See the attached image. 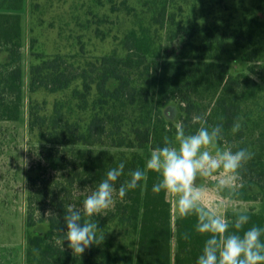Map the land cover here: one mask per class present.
<instances>
[{"label": "trees", "instance_id": "trees-1", "mask_svg": "<svg viewBox=\"0 0 264 264\" xmlns=\"http://www.w3.org/2000/svg\"><path fill=\"white\" fill-rule=\"evenodd\" d=\"M132 1L142 3L148 23L137 19L140 14ZM24 2L0 0V54L8 55L0 60L1 119H18L21 113ZM109 3L114 12L133 18L121 40L123 53L80 58L77 64L61 53L39 55L30 66L32 92L68 94L55 101L51 113L32 112L30 124L38 140L48 145L49 164L67 172L56 181L32 179L26 264H196L208 237L195 231V217L173 222L172 197L151 191L159 178L156 173L149 172L146 186L141 182L123 198L114 192L113 204L103 214L84 217L98 222L97 235L104 234V239L80 256H74L64 240L63 216L73 203L69 197L75 186L88 187L89 195L109 169L124 162V175L115 183L118 189L130 171L144 168L147 158L141 149L163 146L164 137L173 138L178 125L194 133L201 125L223 124L221 144L254 153L241 172L246 181L238 198L258 199L264 189V85L247 72H231L222 54L227 38H236L240 45L244 35L255 45L262 41L264 19L252 16L249 32L234 28L223 34L216 23L203 24L194 9L188 11L181 2ZM200 36L204 38L198 42ZM249 50L243 57L256 60L257 48ZM171 102L180 108L179 123L165 115L164 108ZM195 117L200 121L195 122ZM237 118L243 126L233 134ZM85 199L81 194L74 206L82 214L79 205ZM246 211L251 216L246 228L264 227V210ZM42 222L48 223L44 233L31 229ZM111 229H118L120 241L106 237Z\"/></svg>", "mask_w": 264, "mask_h": 264}, {"label": "rangeland", "instance_id": "rangeland-1", "mask_svg": "<svg viewBox=\"0 0 264 264\" xmlns=\"http://www.w3.org/2000/svg\"><path fill=\"white\" fill-rule=\"evenodd\" d=\"M181 2L188 11L192 10L205 23H216L223 34L234 28L249 32L252 16L259 14L264 19V0H173ZM138 8L137 19L148 23L149 15L143 11L142 3L132 1ZM24 17L23 42V101L18 119L0 118V264H26L27 250V215L29 210L28 197L34 186L33 178H49L59 180L66 170L57 169L49 164L45 146L47 143L38 140L31 131L32 112L45 115L51 113L57 99L66 98L65 92H50L39 89L30 90L31 63L42 56L64 54L69 61L76 62L80 58L96 59L102 54L118 51L124 52L121 44L125 33L133 25V18L124 12H114L109 0H25L22 10ZM104 18V20H101ZM99 28V29H98ZM198 37V42L203 40ZM227 38L222 60L233 73L247 72L264 85V39L254 44L244 35L240 38ZM257 48L256 60L250 61L243 57V52L250 47ZM8 59L6 52L0 54V60ZM115 85V81L111 82ZM35 105V107H34ZM168 119L179 123L180 108L171 102L164 108ZM49 144V143H48ZM50 145V144H49ZM221 149L229 148L218 142ZM151 148L141 151L148 159ZM60 154H67L61 152ZM24 160L27 166H23ZM72 166V165H71ZM62 176V178H61ZM215 178H202L198 184L211 189ZM246 177L241 174V182ZM39 185H42L40 181ZM59 188V187H57ZM260 190L258 187L256 188ZM81 194L88 195V187L75 186L69 197L72 205H77ZM212 199H219L210 193ZM242 210H264V189L258 199H239L234 201ZM83 207V203L79 205ZM111 207V206H110ZM173 222L175 201L172 198ZM230 218L232 209L226 210ZM47 222H42L31 229L44 233ZM118 229H111L106 237L118 242ZM116 239V240H115Z\"/></svg>", "mask_w": 264, "mask_h": 264}, {"label": "clouds", "instance_id": "clouds-1", "mask_svg": "<svg viewBox=\"0 0 264 264\" xmlns=\"http://www.w3.org/2000/svg\"><path fill=\"white\" fill-rule=\"evenodd\" d=\"M200 119L195 117L194 121ZM242 126L237 118L231 132H239ZM222 139L223 124L201 125L194 133H186L178 125L175 136L164 137L163 146L151 150L144 168L130 171L118 189L115 183L124 175L125 164L109 169L83 201V214L73 205L65 209L66 230L62 232L73 255L80 256L104 239V234L97 235L98 222L84 217L103 214L113 204L114 192L123 198L130 190L141 187V182L146 186L148 173L153 172L159 178L151 191L172 197L177 218L195 217V231L208 237L196 264H264V227L246 228L251 216L234 204L244 186L241 172L254 153L247 148L221 149L217 145ZM23 166H27L26 160ZM202 178H215L210 190L197 183ZM210 193L220 198L212 199ZM228 209H232L231 218L226 215ZM183 238L188 239V233Z\"/></svg>", "mask_w": 264, "mask_h": 264}]
</instances>
